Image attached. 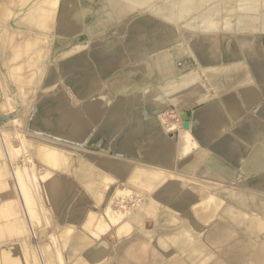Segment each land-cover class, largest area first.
I'll list each match as a JSON object with an SVG mask.
<instances>
[{"label":"bare ground","instance_id":"bare-ground-1","mask_svg":"<svg viewBox=\"0 0 264 264\" xmlns=\"http://www.w3.org/2000/svg\"><path fill=\"white\" fill-rule=\"evenodd\" d=\"M0 20L30 52L8 76L0 26V264H264V0H4Z\"/></svg>","mask_w":264,"mask_h":264},{"label":"rangeland","instance_id":"rangeland-1","mask_svg":"<svg viewBox=\"0 0 264 264\" xmlns=\"http://www.w3.org/2000/svg\"><path fill=\"white\" fill-rule=\"evenodd\" d=\"M4 1V0H0V3ZM0 26L6 29V32L11 33L10 36V46H8L9 48H7L6 50V66H8L7 71H9L8 76H11L13 79L15 77V75L18 72H21L23 68V71H25V64H28V62L30 61V52H23L22 54L14 49V38H13V33L15 31H17L18 29L16 27H14V25L6 20H0ZM21 33H25L26 30L25 29H19L18 30ZM8 33V34H9ZM9 39V36H8ZM48 45V44H46ZM180 64V63H179ZM2 61L0 59V68H2ZM68 76V75H67ZM68 83L66 81V84H68L70 87L74 86L75 84H73L71 82V80H69V78H67ZM13 85H18L17 83H15V80L13 81ZM165 116L168 120V122L171 124L172 128H175V126L177 125L180 116L179 113L177 112V109L170 104L168 107L165 108ZM15 110L10 111V110H2L0 111V134L3 135V130H6L8 128V122L11 121L12 118H10V114H12ZM185 117L187 118V120H189V118L191 117V110L190 109H186L185 111H183ZM187 115V116H186ZM17 139V137H16ZM19 144V140L17 139V146ZM128 207H130L132 205V203L129 204V201L126 202V204ZM125 206V207H127ZM218 248H214L213 252H211L210 255V259L208 261L207 264H210L217 256H218Z\"/></svg>","mask_w":264,"mask_h":264},{"label":"water","instance_id":"water-1","mask_svg":"<svg viewBox=\"0 0 264 264\" xmlns=\"http://www.w3.org/2000/svg\"><path fill=\"white\" fill-rule=\"evenodd\" d=\"M187 116V115H186Z\"/></svg>","mask_w":264,"mask_h":264}]
</instances>
